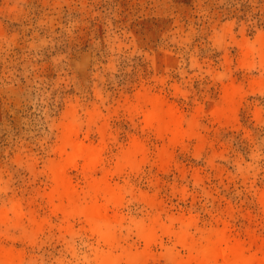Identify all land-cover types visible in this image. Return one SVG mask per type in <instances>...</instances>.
Returning <instances> with one entry per match:
<instances>
[{
  "label": "rangeland",
  "instance_id": "rangeland-1",
  "mask_svg": "<svg viewBox=\"0 0 264 264\" xmlns=\"http://www.w3.org/2000/svg\"><path fill=\"white\" fill-rule=\"evenodd\" d=\"M70 129L99 153L91 177ZM102 177L110 241L82 211ZM221 232L264 263V0H0V254L179 264Z\"/></svg>",
  "mask_w": 264,
  "mask_h": 264
},
{
  "label": "bare ground",
  "instance_id": "bare-ground-1",
  "mask_svg": "<svg viewBox=\"0 0 264 264\" xmlns=\"http://www.w3.org/2000/svg\"><path fill=\"white\" fill-rule=\"evenodd\" d=\"M230 102L234 104L235 101L233 97L230 98ZM151 111L147 117L149 124L153 125L158 123L162 129L171 132L174 138L180 135L179 126L174 118H171L169 123H165L154 110ZM65 146L72 150L68 156V160L72 163L76 162L78 159L83 160V171L86 176L91 177V172H94L97 168L99 153L94 148L77 142L74 129L68 131L65 137ZM137 151L138 150L134 148L128 154V158L131 159L136 155ZM55 179L61 199H63L67 205L77 210L81 199L75 187L67 179L61 169L55 172ZM88 185L89 188L86 196L91 198L92 204L91 206L82 208L83 214L88 222L95 225L96 228L99 229L98 232L102 233V235H106L105 239L107 238L108 241H110L112 237L109 231L112 229H110L111 223L107 217L106 202L110 203L117 200L120 190L108 183L106 177L90 180ZM102 200L104 202H101ZM103 229L106 231H103ZM144 234L149 240L150 234L147 232H144ZM186 236V232L182 231L180 233V243L183 247L192 252L193 247L186 243ZM228 240L227 234L221 232L216 239L213 241L210 240L208 245L198 250V256L194 257L191 255L188 259L182 260L179 264H264L251 256H247L242 247L228 245ZM0 264H13V258L9 254H0Z\"/></svg>",
  "mask_w": 264,
  "mask_h": 264
}]
</instances>
